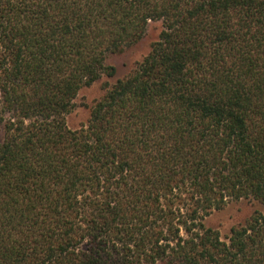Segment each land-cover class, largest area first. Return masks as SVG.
Returning a JSON list of instances; mask_svg holds the SVG:
<instances>
[{"label": "trees", "instance_id": "obj_1", "mask_svg": "<svg viewBox=\"0 0 264 264\" xmlns=\"http://www.w3.org/2000/svg\"><path fill=\"white\" fill-rule=\"evenodd\" d=\"M0 264H264V0H0Z\"/></svg>", "mask_w": 264, "mask_h": 264}, {"label": "rangeland", "instance_id": "obj_2", "mask_svg": "<svg viewBox=\"0 0 264 264\" xmlns=\"http://www.w3.org/2000/svg\"><path fill=\"white\" fill-rule=\"evenodd\" d=\"M160 32L158 23L151 24L143 38L130 48L108 56L106 63L114 67L113 77H103L91 87L84 88L75 100L74 110L67 115L66 122L69 128L77 129L88 120L89 107L105 92V88L111 86L116 80L128 75L150 51V46ZM260 205L253 200H240L227 204L222 210L214 212L206 219V226L219 232L223 238L234 227L243 225L260 210Z\"/></svg>", "mask_w": 264, "mask_h": 264}]
</instances>
